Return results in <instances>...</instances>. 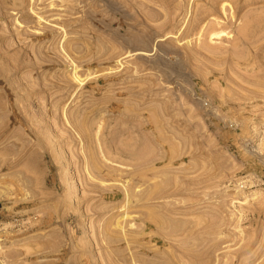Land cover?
I'll use <instances>...</instances> for the list:
<instances>
[{
    "label": "rangeland",
    "instance_id": "rangeland-1",
    "mask_svg": "<svg viewBox=\"0 0 264 264\" xmlns=\"http://www.w3.org/2000/svg\"><path fill=\"white\" fill-rule=\"evenodd\" d=\"M20 1L0 0V264H264V39L237 34L264 0L213 41L210 0Z\"/></svg>",
    "mask_w": 264,
    "mask_h": 264
},
{
    "label": "bare ground",
    "instance_id": "bare-ground-1",
    "mask_svg": "<svg viewBox=\"0 0 264 264\" xmlns=\"http://www.w3.org/2000/svg\"><path fill=\"white\" fill-rule=\"evenodd\" d=\"M30 0H22V1H20V2H16L15 4V6H18V7H20L22 10H24L25 8H26V6L28 5V2H29ZM32 1V0H31ZM229 1H230V3H232V4H230L229 3ZM236 1L237 0H210L207 4H210V6H209V8H208V10H204L203 11V15H204V19H211V22L210 23H208L207 25H206V27L205 28H203V26H202V28L199 30V34H200V36L202 37V36H207L208 38H209V40L210 41H213V40H225L224 38H226V37H228V36H230V33H227L224 29H223V27H225L223 24H222V16H224V15H226V13H227V7H229L230 9L229 10H233V13H232V17H231V19H233V18H235L236 17V12H237V10H238V5H237V3H236ZM241 3V2H240ZM242 7V6H241ZM239 11V10H238ZM252 12V11H251ZM230 14V13H229ZM231 16V15H230ZM228 17V16H227ZM244 18V17H243ZM245 20H246V18H245ZM245 22V21H244ZM239 30H241L240 31V33H237V34H239V35H241L240 37H241V39L242 40H244V41H246V42H259V41H262V39H264V14L263 15H258V16H255V17H251L250 16V18H249V21L248 22H246L245 24H244V26L243 27H241V28H239ZM198 34V35H199ZM198 38V37H197ZM229 39V38H228ZM238 40H239V38H238ZM229 41V40H228ZM256 44V43H255ZM211 48H213V47H211ZM218 48V47H217ZM222 48V47H221ZM205 49H207V47L205 48ZM210 49V48H209ZM247 49V48H246ZM252 49V48H251ZM224 50V49H223ZM208 51V50H207ZM212 51H215V50H212ZM217 51H219L218 49H217ZM233 50H231V52H232ZM216 52V51H215ZM239 52H241V51H239ZM213 53V52H212ZM218 53V52H217ZM234 54H235V56H236V49H235V52H233ZM244 53V52H243ZM238 55V54H237ZM240 56L242 55V54H239ZM238 55V56H239ZM230 56V55H229ZM231 59V58H230ZM74 79L77 81V82H79V84H81V82H83V80L81 79V78H79V76H77L76 75V72H75V74H74ZM81 86V85H80ZM100 129V128H99ZM98 138V137H97ZM98 140V139H97ZM99 141H100V139H99ZM106 142H107V140H105ZM104 142V141H103ZM98 143V142H97ZM100 144H102V142L100 143ZM107 144V143H106ZM105 144V146H107L106 147V156L107 157H109V159L111 158L112 160L111 161H114V158L115 157H117V155L118 156H124L125 155V153L123 152V151H121V149L119 150V148L118 147H114L113 145H106ZM99 146V145H98ZM104 146V145H103ZM102 147V146H101ZM102 149V148H101ZM92 153V152H91ZM116 153V155H115V157H113L112 158V155L113 154H115ZM139 153V152H138ZM128 153H126V155H127ZM136 153H134V154H132V155H135ZM129 155H130V153H129ZM105 156V157H106ZM111 156V157H110ZM114 156V155H113ZM125 157V156H124ZM124 157H122L123 159H124ZM126 157H128V156H126ZM138 157V156H137ZM129 158V157H128ZM131 158H134V157H131ZM116 159V158H115ZM120 159H121V157H120ZM135 159H136V157H135ZM134 159V160H135ZM106 160H107V158H106ZM118 160H119V158H118ZM125 160H127V158H125ZM133 159H132V162L134 161ZM142 160V159H141ZM129 161H130V159H129ZM87 162H88V166L89 165H93V167H94V165L97 163H94L95 162V160H87ZM131 162V163H132ZM139 162V161H138ZM134 163V162H133ZM86 166H87V164H86ZM91 166H89V169H90V167ZM142 166H145V165H142ZM141 166V167H142ZM126 168H128V167H126ZM88 169V170H89ZM92 169V168H91ZM141 168H139V170H140ZM119 170V169H118ZM117 170V171H118ZM121 170V169H120ZM124 170H126V169H124ZM91 171V170H90ZM99 171V170H98ZM97 171V172H98ZM127 171V170H126ZM121 172H123L124 173V171H123V169H122V171ZM134 173V170H129V171H127L126 172V174L127 175H132ZM122 174V173H121ZM91 177V176H90ZM91 178H93V176L91 177ZM91 180V179H90ZM93 180V179H92ZM138 181H140V180H138ZM97 185V184H96ZM125 185V184H124ZM130 185V184H129ZM128 185V183H127V187L129 186ZM91 186V185H90ZM94 186V185H93ZM140 186V185H139ZM92 187V186H91ZM114 187H116V186H111V188H114ZM126 186L124 187L125 188V192L127 193V196H128V199H130V195L132 196H136V198L137 197H140V195H142L141 193H140V195H139V192L137 193V191H132L131 190V193H130V191L128 190V188H127ZM94 188V187H93ZM123 188V187H122ZM100 189V188H99ZM109 189V188H108ZM118 189V188H117ZM139 191H141V190H139ZM124 192V193H125ZM144 191H142V193H143ZM153 193V192H152ZM132 196V197H133ZM151 196V195H150ZM149 196V193L147 194V197L149 198L150 197ZM143 197V196H142ZM144 198V197H143ZM142 198V199H143ZM148 198H144V199H148ZM152 198V197H151ZM140 199H141V197H140ZM131 201V200H130ZM132 201H134V200H132ZM138 201V200H137ZM129 204H132V203H130V202H128ZM121 215H123V214H121ZM130 217V216H129ZM124 218V217H123ZM123 218H120V220H118L117 221V223L115 224L116 225V227L118 228V229H120V230H123L122 229V226H121V222H122V220H123ZM126 218H128V216H126Z\"/></svg>",
    "mask_w": 264,
    "mask_h": 264
}]
</instances>
